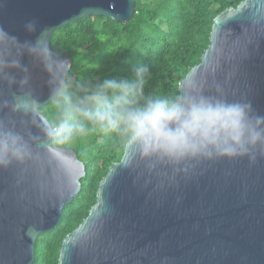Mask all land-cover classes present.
<instances>
[{
	"label": "water",
	"instance_id": "water-1",
	"mask_svg": "<svg viewBox=\"0 0 264 264\" xmlns=\"http://www.w3.org/2000/svg\"><path fill=\"white\" fill-rule=\"evenodd\" d=\"M135 0H0V26L21 42L80 18L102 15L127 22ZM37 22L36 33L24 24ZM55 51V50H54ZM72 64L65 51H55ZM23 63L29 64L27 56ZM41 102L46 73L33 68ZM246 100L264 115V0H241L213 17L209 43L178 82V91ZM0 171V264H32L39 233L58 224L78 194L85 164L71 147ZM58 264H264V157L201 164L188 178L157 187L142 168L114 161L100 179L95 203L62 239Z\"/></svg>",
	"mask_w": 264,
	"mask_h": 264
},
{
	"label": "clouds",
	"instance_id": "clouds-1",
	"mask_svg": "<svg viewBox=\"0 0 264 264\" xmlns=\"http://www.w3.org/2000/svg\"><path fill=\"white\" fill-rule=\"evenodd\" d=\"M24 30L36 33L37 22H26ZM51 45L47 29L21 42L0 26V169L38 158L31 132L37 117L40 146L49 155L63 156L64 149L94 136L113 139L123 166L142 168L162 189L206 162L264 157V115L246 100H229L221 86L213 93L159 94L148 90L151 75L142 64L134 79L85 84ZM33 68L47 75L46 102Z\"/></svg>",
	"mask_w": 264,
	"mask_h": 264
},
{
	"label": "trees",
	"instance_id": "trees-1",
	"mask_svg": "<svg viewBox=\"0 0 264 264\" xmlns=\"http://www.w3.org/2000/svg\"><path fill=\"white\" fill-rule=\"evenodd\" d=\"M241 0H135V13L121 23L98 15L55 29L53 50L72 58V71L82 83L134 79L135 68L148 67L150 91L175 95L178 82L200 60L209 43L213 17ZM85 164L78 194L66 203L57 225L39 233L32 264H58L63 237L95 203L100 179L121 157L118 143L102 136L70 146Z\"/></svg>",
	"mask_w": 264,
	"mask_h": 264
},
{
	"label": "snow or ice",
	"instance_id": "snow-or-ice-1",
	"mask_svg": "<svg viewBox=\"0 0 264 264\" xmlns=\"http://www.w3.org/2000/svg\"><path fill=\"white\" fill-rule=\"evenodd\" d=\"M0 171H3V169H0Z\"/></svg>",
	"mask_w": 264,
	"mask_h": 264
}]
</instances>
